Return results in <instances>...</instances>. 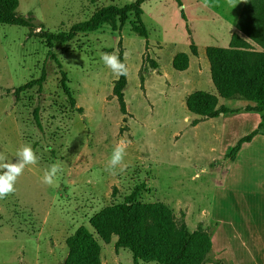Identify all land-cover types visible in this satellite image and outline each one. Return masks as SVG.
<instances>
[{
  "label": "rangeland",
  "instance_id": "1",
  "mask_svg": "<svg viewBox=\"0 0 264 264\" xmlns=\"http://www.w3.org/2000/svg\"><path fill=\"white\" fill-rule=\"evenodd\" d=\"M133 1L19 0L17 13L35 19V32H59L101 6ZM181 1V7L175 0L141 4L146 38L127 21L116 30L103 25L55 43L51 51L58 62L49 56L46 41L28 27L0 24V153L14 160L17 150L30 143L40 157L18 177L15 192L0 199V264H61L66 238L81 225L98 240L101 264H135L128 249L115 247V235L103 242L88 221L139 184L137 200L164 204L178 223L183 219L192 228L208 224L209 233L218 219L234 224L235 233L229 227L225 236L214 235V253L203 264H264V143L258 138L242 142L234 158L226 157L260 120L242 112L191 125L196 116L185 120L181 105L183 92L197 86L216 93L210 66H202L203 61L208 65L205 48L227 47L233 33L245 38L235 27L243 0ZM191 42L199 52L192 59V68H199L198 74L191 71L194 85L172 66L176 53L191 52ZM104 52L118 53L127 65L125 113L113 93L119 76L101 61ZM42 69L46 78L40 92L34 86L14 93ZM62 72L70 96L61 87ZM36 104L41 131L30 113ZM220 104L237 105L227 99ZM121 138L128 142L127 154L110 173L105 168ZM52 163L63 172L47 185L42 176ZM223 184L227 191L220 190ZM205 209L210 219L201 217Z\"/></svg>",
  "mask_w": 264,
  "mask_h": 264
},
{
  "label": "trees",
  "instance_id": "2",
  "mask_svg": "<svg viewBox=\"0 0 264 264\" xmlns=\"http://www.w3.org/2000/svg\"><path fill=\"white\" fill-rule=\"evenodd\" d=\"M145 0H134L122 6L108 4L97 8L90 17L72 24L66 31L49 32L39 30L37 22L31 16L17 13L19 0H0V24H12L28 27L29 31L44 39L49 47V56L57 61L51 49L55 43L70 41L77 33L96 31L103 25L112 30L122 27L129 21L132 31L141 37H147V30L142 23L141 4ZM179 7L181 0H175ZM132 16V18H131ZM180 16L185 20L183 9ZM131 18V19H130ZM237 33L231 35L227 47L207 46L205 55L210 66V78L219 96L225 99H244L252 101L253 106H246L245 111H255L260 121L249 134L242 136L237 144L229 149L226 157L234 158L242 142L251 141L258 133L264 135V0H243L240 13L235 23ZM257 44L261 50H255L250 42ZM189 49L197 55L196 46L190 43ZM121 61L122 57L119 56ZM155 65V64H154ZM172 66L178 71L188 66V55L178 52L172 59ZM156 68V67H154ZM46 75L42 69L36 79L19 86L14 93L34 86L42 90ZM126 75H119L113 93L120 109L125 113L123 88ZM61 87L70 96L62 72ZM71 103L74 100L70 97ZM217 96L204 90H195L185 99L186 108L203 118L216 117L220 114L237 113L241 108L217 106ZM31 117L37 129L42 130L39 105L31 109ZM196 120L193 121V124ZM142 185H136L121 202L105 206L89 219V225L96 235L105 243L115 235V247L126 248L131 252L133 262H155L157 264H203L211 251L209 232L200 225L190 232L181 219L176 221L173 212L162 203H141L138 195ZM67 254L61 264H101L100 244L93 233L84 225L75 229L65 240Z\"/></svg>",
  "mask_w": 264,
  "mask_h": 264
},
{
  "label": "clouds",
  "instance_id": "3",
  "mask_svg": "<svg viewBox=\"0 0 264 264\" xmlns=\"http://www.w3.org/2000/svg\"><path fill=\"white\" fill-rule=\"evenodd\" d=\"M124 55L127 57L130 53L125 52ZM100 59L113 74L117 76L127 75V65L121 61L118 53L104 52L101 54ZM127 147L128 142L124 138H121L112 150L105 168L106 171L114 173L117 166L122 165L124 157L127 154ZM39 159L40 157L30 143L24 144L17 150L14 160H8L4 154L0 153V199L15 192L14 185L18 177L22 175L27 166L38 164ZM120 170L122 171L123 168ZM62 172L63 168L59 163H52L44 170L42 182L47 185H53L58 174Z\"/></svg>",
  "mask_w": 264,
  "mask_h": 264
},
{
  "label": "crops",
  "instance_id": "4",
  "mask_svg": "<svg viewBox=\"0 0 264 264\" xmlns=\"http://www.w3.org/2000/svg\"><path fill=\"white\" fill-rule=\"evenodd\" d=\"M198 54H199V52L197 51V55H194V54H192L191 52L189 53V54H187L188 55V66H187V68L185 69V70H182V72L183 73H185V75H184V77H186V80H187V84H190V85H194V84H196L195 83V81H194V78L193 79H191L192 77H191V71L193 70V71H195V73H197L198 74V71H199V68H198V66H197V68H196V70H194L193 68H192V59L193 58H198ZM208 61V60H207ZM204 62V64L202 65L205 69H207L208 67H209V62H208V65H207V62H205V61H203ZM209 73H210V68H209ZM197 80V79H196ZM192 82V83H191ZM185 85H186V81H184L183 82ZM182 83V85H184ZM211 83H212V81H211ZM213 84V83H212ZM214 86V85H213ZM197 88H201V87H196L195 89H193V90H191V91H195V90H202V89H197ZM215 88V87H214ZM177 89V88H176ZM180 89H182V88H180ZM216 90V89H215ZM191 91H188V92H183V95H182V98H181V105L182 106H185L186 107V105H185V99H186V97H187V95L189 94V93H191ZM204 91H206V90H204ZM207 92H209V91H207ZM211 93V92H210ZM211 94H214V95H216L217 96V99H218V101H217V106H220V105H223V106H226L225 104H220V102L221 101H223L225 98H223V97H221V96H219L218 95V93H217V91H216V93H211ZM181 96V95H180ZM227 100H229L230 102H235L237 105H235V106H232V107H229V108H241V110L240 111H238L237 113H228V114H238V113H242V112H247V113H251V114H253V115H255V117L257 118V119H259L260 120V115H259V113H257V112H255V111H245V110H243V108L245 107V106H253L254 105V103L252 102V101H248V100H244V99H227ZM226 107H228V106H226ZM191 114H193V115H195L196 117H194L193 119L194 120H196V123L195 124H197L198 122H200L201 120H203V119H217L218 117H220V116H223L224 114H220V115H218V116H216V117H211V118H203L202 116H200V115H197V114H195V113H192V112H190L187 108H186V112H185V120H187V121H189L190 120V118H191ZM195 124H191V125H195ZM264 135L263 134H261V133H258L257 135H255L253 138H252V140L250 141V142H252V141H255V139L256 138H258V139H260L259 141H261L262 143H264ZM257 141V140H256ZM220 190H222V192H224V191H227V186L226 185H224L223 184V186L220 188ZM201 211V217L203 216V217H205V218H208V219H210L209 218V214H208V210L207 209H205V210H200ZM217 223L218 224H215V227H216V230H215V232H211V233H209V236H210V240H211V251L213 252V247H214V241H215V237L218 239V238H220V236H225V234H227V233H225V230H227L228 231V228L230 227V228H232L233 230H234V233H235V226H234V224H223V223H225V220H220V219H218L217 220ZM198 225H200L203 229H205L206 228V226L208 225V224H196L193 228L189 225V224H186V227H187V229L190 231V232H192L194 229H196L197 228V226ZM219 231H221V232H223V233H221V232H219ZM233 233V236L235 235ZM214 235H215V237H214ZM239 239H241L240 238V236L238 237ZM214 253V252H213ZM230 259V258H229ZM221 264H224V262L223 263H221ZM228 264H235L232 260H229L228 261Z\"/></svg>",
  "mask_w": 264,
  "mask_h": 264
}]
</instances>
